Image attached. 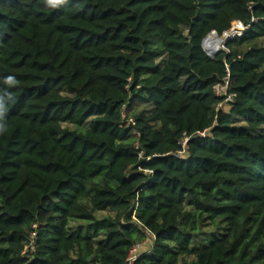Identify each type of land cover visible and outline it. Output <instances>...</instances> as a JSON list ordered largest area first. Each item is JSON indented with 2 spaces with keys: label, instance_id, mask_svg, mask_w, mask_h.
I'll use <instances>...</instances> for the list:
<instances>
[{
  "label": "trees",
  "instance_id": "obj_1",
  "mask_svg": "<svg viewBox=\"0 0 264 264\" xmlns=\"http://www.w3.org/2000/svg\"><path fill=\"white\" fill-rule=\"evenodd\" d=\"M0 124V264H264V0H0Z\"/></svg>",
  "mask_w": 264,
  "mask_h": 264
},
{
  "label": "built area",
  "instance_id": "obj_2",
  "mask_svg": "<svg viewBox=\"0 0 264 264\" xmlns=\"http://www.w3.org/2000/svg\"><path fill=\"white\" fill-rule=\"evenodd\" d=\"M248 28L249 27L247 25H245L241 20H235V21L232 22V25H231L230 29L223 33L224 34V39L228 38V40H231V39H234L236 37H240L246 32V30ZM211 37H217L218 39L220 37H219V34L215 30H213L206 36V38L203 41V45H204V49H205L206 53L210 57L213 58L215 56V54H216V51L218 49H220V47L215 50V44L209 42ZM229 76L230 75L228 74L223 79V82L217 83V84H215L213 86L214 93L217 96L223 98V102H221L219 104V106H218V108H220V109L227 107V105L229 103H232L234 101L235 97H236L235 93L229 91V88H230V77ZM207 134H208V129H205L204 131L198 132L197 133V137L204 138V137L207 136ZM188 140H189V137H185L184 138V140L182 142L184 147L186 146ZM148 240L149 239H147L145 242H143L141 244L135 245L131 249V251H130V253L128 255V258H127V264H134L136 259L143 252H147V251H141V249L143 248L144 245H146Z\"/></svg>",
  "mask_w": 264,
  "mask_h": 264
},
{
  "label": "rangeland",
  "instance_id": "obj_3",
  "mask_svg": "<svg viewBox=\"0 0 264 264\" xmlns=\"http://www.w3.org/2000/svg\"><path fill=\"white\" fill-rule=\"evenodd\" d=\"M221 38H224V35H221ZM220 48L222 50H224V49H226V45L223 46V44H221ZM229 107L230 106H227V107H225L223 109L227 111ZM198 239L200 240L199 241L200 243L203 242L202 238L201 239L198 238ZM152 245H153V239H152L151 236H149V240L147 241L146 245L143 246V248L141 249V251H150L152 249ZM193 247H196V245L193 244Z\"/></svg>",
  "mask_w": 264,
  "mask_h": 264
},
{
  "label": "clouds",
  "instance_id": "obj_4",
  "mask_svg": "<svg viewBox=\"0 0 264 264\" xmlns=\"http://www.w3.org/2000/svg\"><path fill=\"white\" fill-rule=\"evenodd\" d=\"M64 2V0H47V3L48 4H50V5H58V4H61V3H63ZM224 35V34H223ZM244 35V34H243ZM242 35V36H243ZM219 37L221 38V36L219 35ZM241 37V36H240ZM237 38V37H236ZM235 39V38H234ZM231 40H233V39H231ZM229 41V40H228ZM223 44V43H222ZM224 45H226V44H223V46ZM205 50V49H204ZM224 50H226V49H224ZM220 51H222V49L220 48ZM219 51V52H220ZM206 52V51H205ZM218 52V53H219ZM218 53H216V54H218ZM216 54H215V56H216ZM214 56V57H215ZM213 57V58H214ZM212 58V57H211ZM9 82H11V78H9ZM5 129H4V126L2 125V124H0V133H2L3 131H4ZM148 252V251H147Z\"/></svg>",
  "mask_w": 264,
  "mask_h": 264
},
{
  "label": "bare ground",
  "instance_id": "obj_5",
  "mask_svg": "<svg viewBox=\"0 0 264 264\" xmlns=\"http://www.w3.org/2000/svg\"><path fill=\"white\" fill-rule=\"evenodd\" d=\"M221 39V40H220ZM222 39L224 38H217V37H211L209 42L215 44V50L219 48L222 44Z\"/></svg>",
  "mask_w": 264,
  "mask_h": 264
},
{
  "label": "water",
  "instance_id": "obj_6",
  "mask_svg": "<svg viewBox=\"0 0 264 264\" xmlns=\"http://www.w3.org/2000/svg\"><path fill=\"white\" fill-rule=\"evenodd\" d=\"M228 42V38L227 39H222V43L223 44H226ZM202 46H203V48H204V45L202 44ZM220 51V49H218L217 51H216V53H218Z\"/></svg>",
  "mask_w": 264,
  "mask_h": 264
}]
</instances>
